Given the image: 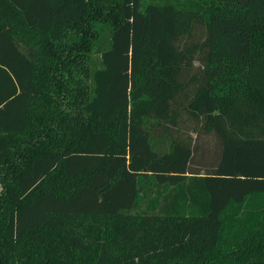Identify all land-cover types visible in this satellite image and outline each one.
<instances>
[{
  "label": "trees",
  "instance_id": "trees-1",
  "mask_svg": "<svg viewBox=\"0 0 264 264\" xmlns=\"http://www.w3.org/2000/svg\"><path fill=\"white\" fill-rule=\"evenodd\" d=\"M0 172V264H264V0H0Z\"/></svg>",
  "mask_w": 264,
  "mask_h": 264
},
{
  "label": "rangeland",
  "instance_id": "rangeland-1",
  "mask_svg": "<svg viewBox=\"0 0 264 264\" xmlns=\"http://www.w3.org/2000/svg\"><path fill=\"white\" fill-rule=\"evenodd\" d=\"M158 1H162V0H158ZM163 1H167V0H163ZM101 3H102L101 5H104L106 7L113 6V4L110 5L109 2L107 1L101 2ZM104 12L106 13L105 8L101 7V13H104ZM96 27L98 30H100L101 36L99 39H96L94 44L90 47L88 56L84 57V62L78 67H74V66L70 67V72L66 71L65 73L57 76V77H60V79H62L59 81L65 85V89H67L68 91L69 90L72 91L71 94L77 95L80 98V101L83 100L86 95L91 94L93 87L95 85V82H94L95 74L97 71L103 69L102 53L106 51L110 47V44H111L112 29L110 28V25L105 24V23H98ZM42 55L44 56L43 52H42ZM73 55H75V53H73ZM44 84H45V91L43 95L44 100L46 102L48 101V103H51L52 99L56 98V93L53 91L52 86L47 80ZM79 92L80 94H78ZM68 97L72 98L71 95L69 96V94L67 95L62 94L61 96L57 98L56 101L59 104L65 98L64 102L66 103L69 99ZM60 98H61V101L59 100ZM46 105L44 106V109ZM52 107L54 109L57 106H52ZM52 107L50 108V111L53 114H56L55 112L51 110ZM56 110H57V113L60 115H62L61 111H68V109L66 108V104L64 103H62L61 106L59 105ZM187 125H191V122H189ZM187 137L194 139L196 135L190 131L188 132V134L185 135L186 140L189 139ZM153 144L156 150L160 153L169 152L171 150V143L168 140L155 139L153 141ZM0 178H1V172H0ZM57 181H58L57 182L58 184L63 185L62 184L63 181L61 178L57 179ZM148 189L150 191V199L157 198L155 191H152L150 186H148ZM2 191H3V185L0 182V194L2 193ZM263 199L264 197L259 199L258 201L262 202L261 200ZM256 203L258 202L256 201ZM144 208H147V206H144Z\"/></svg>",
  "mask_w": 264,
  "mask_h": 264
}]
</instances>
